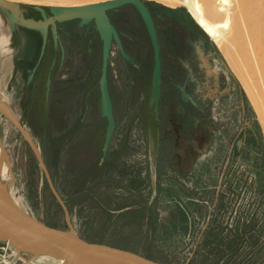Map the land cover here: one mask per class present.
I'll return each mask as SVG.
<instances>
[{
    "label": "rangeland",
    "instance_id": "obj_1",
    "mask_svg": "<svg viewBox=\"0 0 264 264\" xmlns=\"http://www.w3.org/2000/svg\"><path fill=\"white\" fill-rule=\"evenodd\" d=\"M15 1L35 21L52 19L47 29L52 27L59 52L53 85L70 82L73 105L68 119L48 115L52 135L45 137L32 104H22L23 91L19 103L10 104L5 47L14 28L11 11L0 6V98L17 120L0 111V147L8 168L5 190L14 201L49 226L162 264H194L208 228L218 237L209 263L264 264V117L255 105H264V92L258 69L241 48L217 47L184 0H142L160 46L155 93L153 51L139 9L108 8L113 32L107 78L115 125L104 150L107 120L98 88L104 36L97 24L56 20L54 9L63 7L56 4L72 0ZM91 192L108 200L95 201ZM129 195L139 199L133 210L118 211ZM4 245L0 239V251Z\"/></svg>",
    "mask_w": 264,
    "mask_h": 264
},
{
    "label": "water",
    "instance_id": "obj_2",
    "mask_svg": "<svg viewBox=\"0 0 264 264\" xmlns=\"http://www.w3.org/2000/svg\"><path fill=\"white\" fill-rule=\"evenodd\" d=\"M126 4L136 6L145 22L154 57V82L156 93L161 76V55L156 27L147 4L142 0H106L83 5L63 6L61 17L56 20L84 18L94 21L98 28L111 29L106 10ZM0 6L10 10L11 26L20 17V4L16 1L0 0ZM22 19V18H21ZM28 22L27 19H22ZM32 22H39L33 21ZM52 19H45V29ZM109 41L104 37L101 72L98 79L102 114L106 117L104 150L108 148L115 125L112 100L107 80V58ZM0 239L9 242L17 250L30 256L49 255L63 264H162L136 252L100 242L83 239L72 230L49 226L22 208L0 184Z\"/></svg>",
    "mask_w": 264,
    "mask_h": 264
},
{
    "label": "crops",
    "instance_id": "obj_3",
    "mask_svg": "<svg viewBox=\"0 0 264 264\" xmlns=\"http://www.w3.org/2000/svg\"><path fill=\"white\" fill-rule=\"evenodd\" d=\"M20 14L22 19L35 21L28 16V13L24 15L23 12L20 11ZM10 27L14 29L11 30V33H9V41L5 47V51L7 53L6 55H8L6 59L7 61L9 60L8 66L10 67L9 74L7 75L8 81L6 83V89L8 88L12 91V99L10 101V104L19 103L16 101V97L18 96V93L20 91H23L22 104H26V102L32 104L33 111L31 114L35 117L38 116L40 121H42V123L44 122L42 130H44V132L46 133H50V128L46 127L47 117L60 114H63L65 117L69 116V107H72L73 105V102L70 101L71 98L69 97V92H71L70 82L65 84H58V88L57 84L56 86L53 85L55 78H57L54 76L53 69L55 63L59 59L56 37L53 33H48L47 26L45 31H42L37 27H33L27 25L26 23H23L19 18L16 19L13 27L11 26L10 21ZM55 89L59 90L58 96L54 94ZM64 92L65 94H68V98L63 97ZM84 116V113L81 114L77 120L81 122V125H83V122L85 121ZM66 119L68 118L66 117ZM65 132L66 130H64L62 134H64ZM49 133L47 135L45 134L44 136L50 137L52 135V132L50 133L51 135ZM65 136H62V139H64ZM56 138L57 137H55V139ZM41 143L42 147L44 148V142ZM168 178V181L172 183V175H170V177ZM177 183L181 185L179 180L177 181ZM89 194L92 195V198H94L95 201H97L98 199H101L102 201L108 200L104 199L105 197H107L106 194L97 195L93 192ZM184 195L187 196V194ZM182 196V194L179 195V197ZM187 198L189 199V196ZM118 200L119 199L115 198L109 199V201ZM123 200L127 203L118 207V211L133 210V207H135V202L139 199H136L134 195H129V197H126ZM204 214L205 213H203V215ZM188 226L189 228H192L190 227V225ZM212 230L213 228H208V230L206 231V237H208V239L206 240L207 242L204 249L200 248V250H197L198 252L193 255L192 258H195L194 264H211L208 260L212 259L216 252V250L213 249V242L217 237L215 236V233L212 234ZM223 233L225 232H220V234Z\"/></svg>",
    "mask_w": 264,
    "mask_h": 264
},
{
    "label": "bare ground",
    "instance_id": "obj_4",
    "mask_svg": "<svg viewBox=\"0 0 264 264\" xmlns=\"http://www.w3.org/2000/svg\"><path fill=\"white\" fill-rule=\"evenodd\" d=\"M87 1L89 0H72L68 2L60 1L56 5H59L61 7L90 3ZM96 1L97 0H94L92 2ZM231 1L232 0H184V4L188 8L192 17L195 19L197 25L215 42L217 47L225 51L228 46L237 44L241 48L242 52L251 61H253L260 74L262 84L261 86L264 92V0ZM61 12L62 11L58 8L54 9V14L56 17L60 18L62 15ZM8 16H12V13H8ZM82 21L86 20L82 18ZM23 23L45 31V24L42 21L32 22L31 20H29L28 22ZM99 30L102 36H104L107 41H109L110 35L113 32V28L111 27V29L106 30L102 27H99ZM229 56L231 55L229 54ZM227 58L226 59L228 60L230 67L235 70L236 64L232 61L231 58ZM154 92L156 93V81L154 82ZM248 95L251 96V94L249 93ZM253 97L254 95L252 96V98ZM257 102L258 101H256V103ZM261 104L262 102L259 103V105H255L257 109H259V107L261 106V111H259V113L257 112V114L260 115V118L262 119L264 117V114H262L264 113V105ZM0 111L6 114L11 120L17 121L16 117L9 109L5 100H2L1 98ZM17 126L19 127V123ZM22 132L25 136V132L23 130ZM30 144L32 145V143ZM7 173L8 168L6 164V152L3 148L0 147V184L4 188L6 185L5 178L7 176ZM29 260L31 263L35 261H47L48 264H63L62 261L55 259L54 257L49 255L31 256Z\"/></svg>",
    "mask_w": 264,
    "mask_h": 264
},
{
    "label": "built area",
    "instance_id": "obj_5",
    "mask_svg": "<svg viewBox=\"0 0 264 264\" xmlns=\"http://www.w3.org/2000/svg\"><path fill=\"white\" fill-rule=\"evenodd\" d=\"M7 249L9 251L7 252ZM30 255L24 256L23 251L17 250L9 242L5 241V245L1 247L0 264H29Z\"/></svg>",
    "mask_w": 264,
    "mask_h": 264
},
{
    "label": "flooded vegetation",
    "instance_id": "obj_6",
    "mask_svg": "<svg viewBox=\"0 0 264 264\" xmlns=\"http://www.w3.org/2000/svg\"><path fill=\"white\" fill-rule=\"evenodd\" d=\"M48 28H49L48 31L50 30L49 32H50V34H52V31H51V30H52V29H51L52 27L49 26ZM92 50H93V49H92ZM107 80H108V78H107ZM108 88H109V85H108ZM109 93H110V91H109ZM111 100H112V99H111Z\"/></svg>",
    "mask_w": 264,
    "mask_h": 264
},
{
    "label": "trees",
    "instance_id": "obj_7",
    "mask_svg": "<svg viewBox=\"0 0 264 264\" xmlns=\"http://www.w3.org/2000/svg\"><path fill=\"white\" fill-rule=\"evenodd\" d=\"M95 86H96V85L93 84V88H92L93 91L95 90Z\"/></svg>",
    "mask_w": 264,
    "mask_h": 264
}]
</instances>
